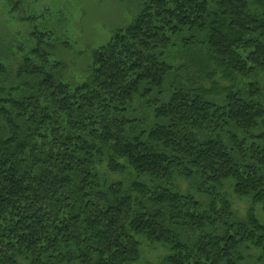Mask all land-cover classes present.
<instances>
[{
	"label": "trees",
	"instance_id": "1",
	"mask_svg": "<svg viewBox=\"0 0 264 264\" xmlns=\"http://www.w3.org/2000/svg\"><path fill=\"white\" fill-rule=\"evenodd\" d=\"M132 5L82 83L37 31L0 85V264H264V0Z\"/></svg>",
	"mask_w": 264,
	"mask_h": 264
},
{
	"label": "rangeland",
	"instance_id": "2",
	"mask_svg": "<svg viewBox=\"0 0 264 264\" xmlns=\"http://www.w3.org/2000/svg\"><path fill=\"white\" fill-rule=\"evenodd\" d=\"M133 0H0V64L9 76L0 78L5 88L18 86L15 74L23 56L34 46L33 34L50 31L55 34L57 46L52 52L54 60L62 61L64 81L80 84L87 76L91 65V52L109 43L119 27L126 26L138 14ZM18 4V5H17ZM65 42L71 48L61 46ZM141 106H136L139 109ZM138 114V113H137ZM105 173V171L103 170ZM118 180L117 176H109ZM182 189L186 185L182 183ZM233 207L244 218L249 204L235 197L228 188ZM256 214L264 224V211L256 208ZM138 264H160L166 251L158 245L145 243ZM259 258L257 251L246 253Z\"/></svg>",
	"mask_w": 264,
	"mask_h": 264
}]
</instances>
